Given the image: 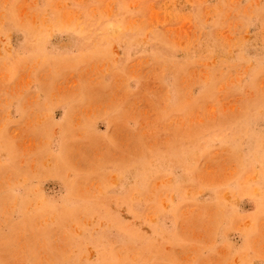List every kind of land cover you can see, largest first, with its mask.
<instances>
[{
	"label": "rangeland",
	"instance_id": "obj_1",
	"mask_svg": "<svg viewBox=\"0 0 264 264\" xmlns=\"http://www.w3.org/2000/svg\"><path fill=\"white\" fill-rule=\"evenodd\" d=\"M0 264H264V0H0Z\"/></svg>",
	"mask_w": 264,
	"mask_h": 264
}]
</instances>
